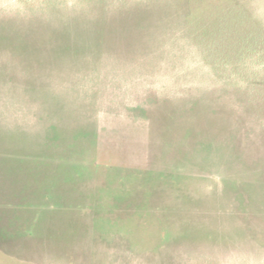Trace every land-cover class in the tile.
I'll return each mask as SVG.
<instances>
[{"label":"rangeland","instance_id":"374dc122","mask_svg":"<svg viewBox=\"0 0 264 264\" xmlns=\"http://www.w3.org/2000/svg\"><path fill=\"white\" fill-rule=\"evenodd\" d=\"M0 264H264V0H0Z\"/></svg>","mask_w":264,"mask_h":264}]
</instances>
